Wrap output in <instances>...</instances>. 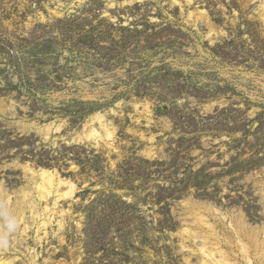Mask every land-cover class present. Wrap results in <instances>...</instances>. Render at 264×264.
<instances>
[{
  "label": "rangeland",
  "instance_id": "rangeland-1",
  "mask_svg": "<svg viewBox=\"0 0 264 264\" xmlns=\"http://www.w3.org/2000/svg\"><path fill=\"white\" fill-rule=\"evenodd\" d=\"M263 5L0 0V261L198 264L194 213L238 254L233 217L264 228ZM40 168L73 193L41 200Z\"/></svg>",
  "mask_w": 264,
  "mask_h": 264
},
{
  "label": "bare ground",
  "instance_id": "bare-ground-1",
  "mask_svg": "<svg viewBox=\"0 0 264 264\" xmlns=\"http://www.w3.org/2000/svg\"><path fill=\"white\" fill-rule=\"evenodd\" d=\"M99 117L100 116H98V118ZM100 126L102 127L101 128L102 134L99 133L97 130L91 129L88 134L87 133L85 134V136H94V138H96V136H100V138L101 136H105L109 138L112 135V131L109 130L107 127H105L103 123H101ZM49 130H50V125H46L45 126L46 133H48ZM28 170H30V168ZM37 172H38L36 176L37 178L33 177V179L35 178L34 179V189H35L37 196L41 200L46 201L50 194L56 195L55 197L57 200L59 197L66 196V195L70 196L73 193L74 184L69 181H64L63 179L58 177L55 170L40 168L39 170H37ZM31 173L34 175V172L32 170H31ZM63 185H66L67 187L65 191L61 190V187ZM21 195H23L22 200L24 201L25 197L28 195V191L22 192ZM208 207L209 206H207V208ZM21 209L22 208H19V210L15 213L16 219L22 218ZM42 210L44 212L45 210L47 211V203H46V206L42 208ZM193 215H194L193 216L194 218L192 222L196 225V228H199V230H196V228L184 227L182 231H185L189 238H193L195 236H198L201 238L202 245L199 246V248H197V251L201 253L200 258L198 260V264H237L236 259L239 254L242 260H244L248 264H254V262L257 264H264V228L262 227L258 229H255L254 227L250 228L244 222V219L242 218L241 214H238L236 216L234 215L235 217H233V220H231L232 221L231 225L233 226L234 231L237 236H236V242L233 246L238 248L239 253L237 252L238 254H235L232 258L225 252V250L220 248L214 226L213 224L209 222L206 216H204L203 214H197V213H194ZM47 219H49V217ZM47 222L48 221L46 220H42L41 226L44 227L45 225H47ZM0 264H10V262L3 260V261H0Z\"/></svg>",
  "mask_w": 264,
  "mask_h": 264
}]
</instances>
